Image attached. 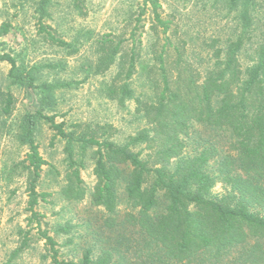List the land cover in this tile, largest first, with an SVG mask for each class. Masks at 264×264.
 Returning <instances> with one entry per match:
<instances>
[{
    "label": "trees",
    "instance_id": "trees-1",
    "mask_svg": "<svg viewBox=\"0 0 264 264\" xmlns=\"http://www.w3.org/2000/svg\"><path fill=\"white\" fill-rule=\"evenodd\" d=\"M225 5L229 15L237 13L239 32L220 46L213 41L201 68L195 65L205 59L199 54L195 63L189 60L188 43L174 17H163L159 0H144L140 7L129 54L120 56L122 40L109 50L101 46L97 64L103 70H109L117 58L123 60L117 76L122 83L114 86L113 100L125 106L133 99L136 114L146 122L129 142L118 145L87 132L67 131L64 122L57 123L55 115L40 109L21 117L17 139L28 148L22 164L28 179V226H37L52 264H110L115 254L119 264H264V0H225ZM47 6L48 0H42L41 18L48 17ZM148 13L153 35L150 63L137 38ZM10 28L4 23L0 36ZM41 31L48 33L43 25ZM49 37L59 47L73 48L50 33ZM0 61L11 65L8 76L14 85L32 92L53 89L37 85L33 69L19 66L10 55H0ZM138 74L154 91L150 101L133 94L130 81ZM14 104L15 97L5 94L3 113L10 115ZM43 122L65 142L72 171L62 191L67 201H83L88 193L81 179L85 165L77 156L95 149L97 180L90 196L102 217L86 221L83 227L99 241L93 227L102 220L109 222L115 233L103 243L113 252L98 254L90 244L79 262L60 261L57 241L41 230L44 217L37 206L47 201L48 194L38 191L46 161L36 136ZM138 147L142 150L136 152ZM144 152L147 159L142 158ZM123 199L127 210L120 217ZM30 233L25 232L23 249L29 246Z\"/></svg>",
    "mask_w": 264,
    "mask_h": 264
},
{
    "label": "rangeland",
    "instance_id": "rangeland-1",
    "mask_svg": "<svg viewBox=\"0 0 264 264\" xmlns=\"http://www.w3.org/2000/svg\"><path fill=\"white\" fill-rule=\"evenodd\" d=\"M159 1L164 10L163 17H174V25L187 41L189 60L195 63L199 54L205 59L203 64L195 65L199 68L207 64L206 54L212 51L209 46L213 41L217 40L220 46L228 39H235L239 32L238 21L234 19L237 13L229 15L225 0ZM41 2L0 0V27L4 23L11 26L7 35L0 36V55H10L19 66L33 69L37 85L53 87L43 93L42 89L32 92L14 85L8 76L11 65L0 61V264H52L49 246L40 240L37 226L34 225V229L28 226V179L22 170L28 148L21 146L17 139L18 122L26 112L40 109L49 116L55 115L57 123L64 122L67 131L87 132L97 136L98 140L109 139L118 145L129 142L130 136L146 127V122L136 114L137 104L133 99L125 106L113 100V90L122 83L117 76L123 60L117 58L109 70H103L97 64L102 45L109 50L122 40L120 56L130 53L133 46L131 30L144 0H48V17L42 18ZM143 24L137 38L143 42L141 53L150 63L153 42L150 13ZM42 25L48 33L41 31ZM49 33L73 48L59 47ZM124 60L127 67L128 58ZM140 75L130 81L131 89L135 98L150 101L154 91L148 80ZM8 93L15 97V104L12 113L5 115L2 100ZM55 136L56 132L44 122L36 136L39 152L46 161L38 191L48 194L47 201L37 206V211L44 217L41 230L57 241L60 261L79 262L90 244H94L98 254L105 250L113 252L103 243L106 237L115 233L109 228V222L102 220L93 227L99 232V241L83 227L86 221L102 217L100 208L91 203L90 196L97 180L95 149L77 156V160L85 165L81 169V179L88 193L83 201H67L62 191L67 185V174L72 171L64 152L65 142ZM134 150L141 151L142 147ZM142 158L147 159V153L144 152ZM14 165H18L17 170ZM123 186L119 194L124 193ZM119 210L123 217L127 210L124 199ZM28 230L31 239L29 246L23 249ZM110 264H119L116 254Z\"/></svg>",
    "mask_w": 264,
    "mask_h": 264
}]
</instances>
